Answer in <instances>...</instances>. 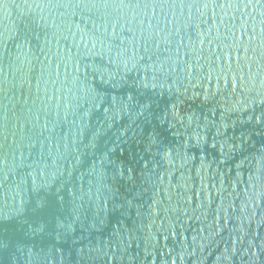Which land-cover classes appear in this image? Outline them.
<instances>
[{
    "label": "water",
    "instance_id": "95a60500",
    "mask_svg": "<svg viewBox=\"0 0 264 264\" xmlns=\"http://www.w3.org/2000/svg\"><path fill=\"white\" fill-rule=\"evenodd\" d=\"M0 264H264V0H0Z\"/></svg>",
    "mask_w": 264,
    "mask_h": 264
}]
</instances>
